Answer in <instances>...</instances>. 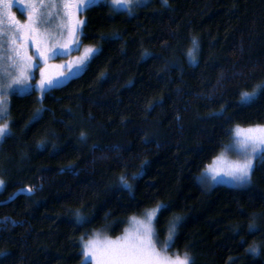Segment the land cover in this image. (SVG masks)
Masks as SVG:
<instances>
[{
  "label": "trees",
  "instance_id": "16d2710c",
  "mask_svg": "<svg viewBox=\"0 0 264 264\" xmlns=\"http://www.w3.org/2000/svg\"><path fill=\"white\" fill-rule=\"evenodd\" d=\"M81 16L80 48H99L87 68L39 102L35 90L11 96L0 201L32 191L0 206V264H80L82 234L119 236L158 202L168 206L155 220L161 244L183 217L170 252L264 264V161L245 188L197 181L232 126L264 124V89L240 100L264 80V0H151L133 12L105 0Z\"/></svg>",
  "mask_w": 264,
  "mask_h": 264
},
{
  "label": "snow or ice",
  "instance_id": "6c2138e0",
  "mask_svg": "<svg viewBox=\"0 0 264 264\" xmlns=\"http://www.w3.org/2000/svg\"><path fill=\"white\" fill-rule=\"evenodd\" d=\"M21 4V14L27 11V18L23 21L16 18L12 12V7L16 3ZM97 0H0V138L6 137L10 133L9 128V93L20 90L21 92L38 90L46 93L53 88L61 86L67 79L71 78L75 72L80 71L85 62L95 54L98 49L95 47H85L83 54L76 58V67L70 61L66 65L72 71L65 75L57 73V78L45 75L41 69V79L36 84L29 83L34 79L31 69L39 67L41 61H47L55 56L64 55L63 49H69L70 45H75L79 50L80 25L83 21L77 15L78 12L94 5ZM167 3V0H162ZM110 4L123 5L128 11L133 7H139L146 0H109ZM57 8L61 15L63 27L56 34L43 27L48 17L52 15V9ZM62 10V13L60 12ZM67 35H65V31ZM115 35V34H114ZM29 41L37 50L35 53L28 51ZM195 48L199 47L198 41L192 37ZM194 48L188 49V56L195 60ZM264 89V80L252 86L251 91H241L240 100L242 103H250ZM38 102L42 96L37 98ZM223 110V109H222ZM222 110L221 113L222 114ZM41 116V109H37L30 118L33 121ZM230 138L225 149L235 153V159H229L224 167L216 168L208 166L211 173V182L223 179L218 173H223L230 178V182L235 185L249 183L251 174L255 168L254 160L264 161V124L232 126L229 130ZM81 138L85 133L81 132ZM218 159V157H213ZM141 172L132 173L135 179ZM201 183L209 182L208 172H202L198 177ZM121 184L131 189L128 176L122 173L119 176ZM4 180L0 178V186L4 185ZM17 191L31 192V188L18 189ZM167 205L158 202L156 207L146 209L143 217L132 216L129 218L130 227L125 229L122 235L115 238L102 236L96 233L85 239L87 233L81 235V262L80 264H195L191 253L186 249L183 252H170L171 244L175 241V234L179 227V222L183 219L180 215H175L167 225V238L161 244L159 234L154 228V217L157 210L164 211ZM110 215V213L105 214ZM78 222H87L78 209L76 211ZM249 232L257 231L253 221L249 222ZM249 250L258 252L259 248L249 245Z\"/></svg>",
  "mask_w": 264,
  "mask_h": 264
},
{
  "label": "rangeland",
  "instance_id": "374dc122",
  "mask_svg": "<svg viewBox=\"0 0 264 264\" xmlns=\"http://www.w3.org/2000/svg\"><path fill=\"white\" fill-rule=\"evenodd\" d=\"M101 1H105V0H97V2L95 4H97V3L101 2ZM107 1L109 2V0H107ZM150 1L151 0H146V3H143L142 5H146ZM26 3H27V0H24V4L25 5H26ZM110 5L115 10H117V11L133 12L134 9L136 8V7H133L131 11H128L123 5H113V4H110ZM11 10H12L13 13H15V16H16L17 19L23 21V20H25L27 18V11L26 10H24L23 14H21V11L22 10H21V4L19 2L16 3V4H14V6L12 7ZM83 11L77 13V15L79 16V18L82 21H83V18L81 16V14L83 13ZM60 12L62 13V10H60ZM42 26L43 27H46L52 33L58 34L61 31V29L63 27V24H62V20H61V15L58 14V9L57 8H53L52 9V15L47 18L46 23L44 25H42ZM82 28H83V23L80 25V33L82 31ZM64 31H65V35H67L66 30H64ZM80 33H79V35H80ZM96 49H98V51H99V48H96ZM83 50L84 49H81L80 48V45H79V50H76V46L75 45H70L69 49H63V48H61V51L62 52H65L66 54L52 57V58H50L47 61L46 64L42 60L41 63H40V65H39V67H34V68L31 69V72L34 75V79L30 80L29 83L36 84L37 81H39L41 79V69H44V74L45 75H51L53 78H57V79L59 78L57 76V73H59L61 75H65L68 72L72 71V69L68 68L66 65L68 64V62L71 61L73 63V67H76L75 60H76L77 57H79V56H81L83 54ZM28 51L30 53H35L37 51L31 45V42L30 41H29ZM95 54H93L92 56H90V58L85 62V64L83 65V67L80 69V71L75 72L73 74V76L71 78L67 79L62 85H64L65 83H67L70 79H72V78L80 75L87 68L89 62L91 61V59L93 58V56ZM33 90L24 91V92H21L20 90H17L15 92H10L9 93V96H8L9 103H10V100H11V96L12 95H14L16 93L19 94V95L28 94V93H31ZM35 91H37L39 93V96H42L44 94V93L39 92L38 90H35ZM9 128H10V120H9ZM4 138L5 137L0 138V143L3 141ZM216 157H218V159H213L212 162L210 164H208L204 170H202V172H208V174H209V182H206V183H201L200 182V180L198 179V177H200V175L202 174V172L200 174H198V176H197L198 183L205 190H208V191L209 190H212L214 187H216L218 185H226V186L234 187V188H245V187H248L251 184V177H250L249 183L244 184V185H235V184L231 183L230 182V178L227 177V176H225L223 173H218V175L221 176V177H223V179L217 180L216 182H211V173L208 171V166L211 165V166L216 167V168L224 167L225 166V162L227 160H229V159H235L236 158V155H235V153H233L231 151H228L227 149L224 148V149H222L220 151V153ZM254 163H255V160H254ZM2 186H0V190H1ZM159 211L160 210H157V215H158ZM143 215L144 214H142L140 216H137V217H141L142 218ZM157 215H156V217H157ZM156 217L153 218L154 219V228H155V220H156ZM130 226L131 225H130V220H129L128 225H127V227L125 229L129 228ZM125 229H124V231H125ZM96 233H100L102 236H109L108 234H106L104 232H101V231L94 232L90 236H93ZM109 237H111V236H109ZM112 238H115V237H112Z\"/></svg>",
  "mask_w": 264,
  "mask_h": 264
},
{
  "label": "water",
  "instance_id": "95a60500",
  "mask_svg": "<svg viewBox=\"0 0 264 264\" xmlns=\"http://www.w3.org/2000/svg\"><path fill=\"white\" fill-rule=\"evenodd\" d=\"M19 195H30V192L28 191H16L12 196H10L7 200L0 201V206L8 204L12 202L17 196Z\"/></svg>",
  "mask_w": 264,
  "mask_h": 264
}]
</instances>
